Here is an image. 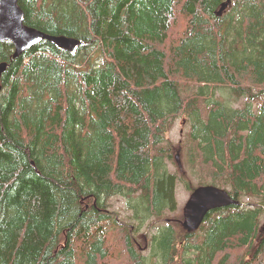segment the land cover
I'll use <instances>...</instances> for the list:
<instances>
[{
	"label": "trees",
	"instance_id": "trees-1",
	"mask_svg": "<svg viewBox=\"0 0 264 264\" xmlns=\"http://www.w3.org/2000/svg\"><path fill=\"white\" fill-rule=\"evenodd\" d=\"M226 2L18 0L25 26L81 44L13 59L0 42V264H264V0ZM180 117L197 186L249 200L149 236L186 181L168 170ZM114 196L139 225L111 215Z\"/></svg>",
	"mask_w": 264,
	"mask_h": 264
},
{
	"label": "water",
	"instance_id": "water-1",
	"mask_svg": "<svg viewBox=\"0 0 264 264\" xmlns=\"http://www.w3.org/2000/svg\"><path fill=\"white\" fill-rule=\"evenodd\" d=\"M230 0L224 3L218 14L228 6ZM24 14L18 5V0H0V42H9L13 45V59L41 41H47L56 48L75 53L81 41L62 36H48L23 23ZM6 64H0V76L5 71ZM1 89V88H0ZM178 169H182L178 154L175 156ZM238 202L229 193L221 188L204 185L195 188L183 207L182 229L189 234L196 232L211 211L237 205ZM264 232V224L262 225Z\"/></svg>",
	"mask_w": 264,
	"mask_h": 264
},
{
	"label": "rangeland",
	"instance_id": "rangeland-1",
	"mask_svg": "<svg viewBox=\"0 0 264 264\" xmlns=\"http://www.w3.org/2000/svg\"><path fill=\"white\" fill-rule=\"evenodd\" d=\"M92 58L94 59L97 57H96V55H94ZM216 97H218L220 100H223V101H227L229 99L228 94H224V93H220V92L216 94ZM244 104H245L244 98L236 99L235 103H234V100L230 101V105L233 107L241 108L244 106ZM185 118L186 117H180L174 123L171 131L166 136L167 139H169L172 142L174 149L176 150L174 152V155L181 154L179 161H180V163H182V167L184 164L182 171H184L185 172L184 174L186 175L185 183L184 182L181 184L178 183V185L175 188L176 210L174 212H171L168 214L166 213L168 221L175 223L176 226H178V228L181 227L180 224H178L179 221L183 220V207H184L185 203L187 202V200L189 199V196L192 192L191 190H188L186 185L187 186L189 185L190 187H193L194 189L198 187L197 186V184H198L197 179H195V177H193L190 174V171L188 172L189 168L186 166L184 156L182 155L183 149H184V145H182L183 141H184V135L189 129L187 119H185ZM178 144H179V146L181 145L179 147V151L177 150ZM168 170L171 173H180V171L177 168V164L176 163L174 164L173 161H171L169 163ZM224 190L227 191L228 189H224ZM238 200L241 201L239 207H242L247 203L249 198L240 197V198H238ZM128 202H129V199H127V198H124L122 196H114L107 202V209L111 213V215L117 219V221L129 223L131 226H132V224H134V226H137V224L139 225V222L132 218V211H131V207L128 206ZM131 205H132V203H131ZM259 221H260V225L262 227V225L264 224V215L262 217H260ZM148 222L149 221L145 222L144 224H141L140 228L137 229V232L135 233V237L137 238L138 241L142 239L141 235H144V233H146L148 231L147 230V228H149V226H147ZM165 224H166L165 221H164V223L159 224L157 226V228L149 234V236H151L152 234H154V235L158 234L160 230H162L163 228L166 227ZM170 225L173 228L176 227L173 224H170ZM178 231H179V229H178ZM146 240L147 241L145 242V248H148V249H144L143 256L145 258H149L150 254H151V250H150L151 243H150V240H148L147 238H146ZM142 244H143V241H142ZM156 264H159L158 259L156 261Z\"/></svg>",
	"mask_w": 264,
	"mask_h": 264
},
{
	"label": "flooded vegetation",
	"instance_id": "flooded-vegetation-1",
	"mask_svg": "<svg viewBox=\"0 0 264 264\" xmlns=\"http://www.w3.org/2000/svg\"><path fill=\"white\" fill-rule=\"evenodd\" d=\"M238 208H240L239 206H240V203H238L237 205H236ZM212 212V211H211ZM210 213V212H209ZM206 218V217H205ZM164 221H165V223L166 224H169V223H171L170 221H168V219H164ZM173 223V222H172ZM178 223V222H177ZM204 223V222H203ZM175 224V223H174ZM178 224H180V226H181V221H179V223ZM181 228H182V226H181ZM180 244H182V243H180Z\"/></svg>",
	"mask_w": 264,
	"mask_h": 264
}]
</instances>
